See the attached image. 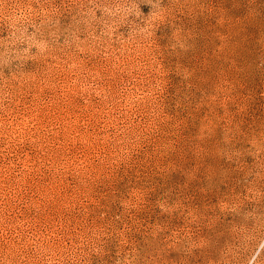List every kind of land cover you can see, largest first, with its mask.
<instances>
[{"label": "rangeland", "instance_id": "1", "mask_svg": "<svg viewBox=\"0 0 264 264\" xmlns=\"http://www.w3.org/2000/svg\"><path fill=\"white\" fill-rule=\"evenodd\" d=\"M0 264H264V0H0Z\"/></svg>", "mask_w": 264, "mask_h": 264}]
</instances>
